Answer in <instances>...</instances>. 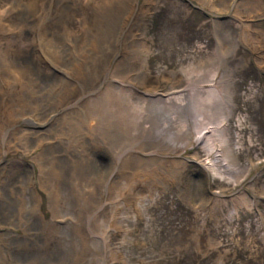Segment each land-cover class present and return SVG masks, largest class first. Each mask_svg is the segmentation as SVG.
I'll return each mask as SVG.
<instances>
[{
	"label": "rangeland",
	"instance_id": "obj_1",
	"mask_svg": "<svg viewBox=\"0 0 264 264\" xmlns=\"http://www.w3.org/2000/svg\"><path fill=\"white\" fill-rule=\"evenodd\" d=\"M0 264H264V0H0Z\"/></svg>",
	"mask_w": 264,
	"mask_h": 264
},
{
	"label": "bare ground",
	"instance_id": "obj_2",
	"mask_svg": "<svg viewBox=\"0 0 264 264\" xmlns=\"http://www.w3.org/2000/svg\"><path fill=\"white\" fill-rule=\"evenodd\" d=\"M169 1V0H168ZM119 5H123V4H121V3H118ZM117 3H113V6L112 7H110V8H108V9H106L107 10V13H106V10H104L103 12L104 13H102L101 15H99L98 17H95L96 18V20H97V22H98V24H99V26L101 27V26H103L104 25V29H105V32H104V36L108 39V40H112V41H114V39H116L115 37H118L117 36V34L119 33V32H116V25L118 24L117 23V20L115 19L116 18V16L121 12L120 10H118V11H116L115 13H110V11H112V10H115L116 8H119L120 6L118 5ZM167 4H169V3H167ZM244 4V3H243ZM169 7H170V5H168ZM244 7H245V4H244ZM243 7V8H244ZM118 13V14H117ZM117 14V15H116ZM115 19V20H114ZM107 20H109L108 22H107ZM118 26V25H117ZM115 34H116V36H115ZM246 34V33H245ZM244 35V34H243ZM228 37L230 38V39H232V36H231V34H229L228 35ZM104 39V38H103ZM223 41V40H222ZM226 41V40H225ZM108 42V41H107ZM112 43V42H111ZM228 49V48H227ZM229 51V50H228ZM87 57V56H86ZM91 59H92V61L93 62H96V64L98 63V62H101V61H98V59L97 58H92L91 57ZM89 60V59H88ZM211 63H214V62H212L211 61ZM98 65V64H97ZM95 67V66H94ZM84 70V69H83ZM91 70V69H90ZM88 71V70H87ZM93 72H94V70H93ZM93 72H92V74H93ZM97 72V75H99V73H98V71H96ZM89 74V73H88ZM88 74H87V82H88V80L90 79V77L88 78ZM95 74V73H94ZM85 76V75H84ZM81 77H82V75H81ZM82 80H85L84 78H82ZM92 80H89V82H91ZM71 88H73V87H71ZM71 88H69V89H71ZM58 90V89H57ZM53 92V91H52ZM70 93L71 92H73V89L72 90H70L69 91ZM49 93V92H48ZM57 93V92H56ZM48 95V94H47ZM54 95V94H53ZM66 96V95H65ZM71 96V95H70ZM50 97V96H49ZM68 98V97H67ZM69 99V98H68ZM66 134H68V133H66ZM52 178V177H51ZM53 180V179H52ZM51 180V181H52ZM45 187V186H44ZM46 188V187H45ZM38 230H39V228H38Z\"/></svg>",
	"mask_w": 264,
	"mask_h": 264
}]
</instances>
